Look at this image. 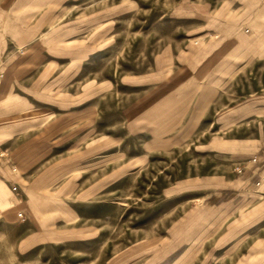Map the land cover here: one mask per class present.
Instances as JSON below:
<instances>
[{
  "label": "rangeland",
  "instance_id": "rangeland-1",
  "mask_svg": "<svg viewBox=\"0 0 264 264\" xmlns=\"http://www.w3.org/2000/svg\"><path fill=\"white\" fill-rule=\"evenodd\" d=\"M3 1L0 264H264V0Z\"/></svg>",
  "mask_w": 264,
  "mask_h": 264
},
{
  "label": "crops",
  "instance_id": "crops-1",
  "mask_svg": "<svg viewBox=\"0 0 264 264\" xmlns=\"http://www.w3.org/2000/svg\"><path fill=\"white\" fill-rule=\"evenodd\" d=\"M6 2L4 3L3 0H0V42L3 43L2 47L0 48L3 52V48L6 46V42H12L14 46H17L19 42L24 41V34L23 29L20 28L19 30L15 29L11 30L9 29V25L12 23L8 20V9H7ZM7 10V12L5 11ZM3 11L5 12V15L3 14ZM237 32V29H233L232 32H230L229 36L231 37ZM21 45V43H20ZM16 49V48H15ZM5 50V49H4ZM0 73L2 74V78L0 81V84L4 80V72L3 70H0ZM0 94H1V87H0ZM254 156L249 159V164H247L243 178L241 179V183L245 185L246 187L251 186L254 187V189H247L249 192L255 191L257 195L261 196L262 200L264 201V140H262L261 143L257 146L256 150L254 151ZM254 159V160H253ZM8 175L7 169L4 166V164L0 163V178L2 179V175ZM5 204V203H4ZM264 206V202H263ZM264 218V214H263Z\"/></svg>",
  "mask_w": 264,
  "mask_h": 264
},
{
  "label": "built area",
  "instance_id": "built-area-1",
  "mask_svg": "<svg viewBox=\"0 0 264 264\" xmlns=\"http://www.w3.org/2000/svg\"><path fill=\"white\" fill-rule=\"evenodd\" d=\"M1 78H2V74L0 73V81H1ZM253 160H254V159H253ZM14 189H15V188H14ZM18 217H19L20 219H24L23 214H22L21 211L18 213Z\"/></svg>",
  "mask_w": 264,
  "mask_h": 264
}]
</instances>
